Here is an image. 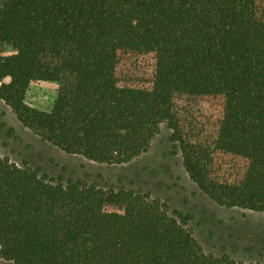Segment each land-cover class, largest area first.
Returning <instances> with one entry per match:
<instances>
[{
    "label": "trees",
    "instance_id": "trees-1",
    "mask_svg": "<svg viewBox=\"0 0 264 264\" xmlns=\"http://www.w3.org/2000/svg\"><path fill=\"white\" fill-rule=\"evenodd\" d=\"M57 84L47 112L31 83ZM0 100L41 141L107 166L162 127L214 205L264 214V0H6ZM148 193L49 179L0 157V260L264 264L207 253Z\"/></svg>",
    "mask_w": 264,
    "mask_h": 264
},
{
    "label": "rangeland",
    "instance_id": "rangeland-1",
    "mask_svg": "<svg viewBox=\"0 0 264 264\" xmlns=\"http://www.w3.org/2000/svg\"><path fill=\"white\" fill-rule=\"evenodd\" d=\"M6 0H0V6ZM57 84L31 83L25 103L47 112L56 99ZM0 157L30 166L54 181L80 182L98 188L148 193L165 202L171 213L190 220L193 235L207 253L227 254L246 262H264V214L214 205L190 182L178 153L162 127L149 150L131 163L107 166L80 156L66 155L23 127L0 100ZM0 264H13L1 261Z\"/></svg>",
    "mask_w": 264,
    "mask_h": 264
}]
</instances>
